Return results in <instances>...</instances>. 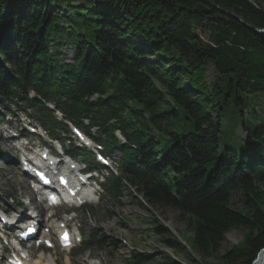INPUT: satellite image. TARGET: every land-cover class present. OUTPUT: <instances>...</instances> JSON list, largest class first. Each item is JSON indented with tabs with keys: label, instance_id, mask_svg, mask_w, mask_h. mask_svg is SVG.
Returning a JSON list of instances; mask_svg holds the SVG:
<instances>
[{
	"label": "trees",
	"instance_id": "trees-1",
	"mask_svg": "<svg viewBox=\"0 0 264 264\" xmlns=\"http://www.w3.org/2000/svg\"><path fill=\"white\" fill-rule=\"evenodd\" d=\"M262 29L264 0H0V101H24L44 126L57 125L44 102L96 126L120 166L102 184L106 197L120 203L129 185L186 217L192 253L252 264L264 248V107L254 108L264 96ZM234 229L243 238L219 255ZM151 257L133 251L128 264Z\"/></svg>",
	"mask_w": 264,
	"mask_h": 264
},
{
	"label": "rangeland",
	"instance_id": "rangeland-1",
	"mask_svg": "<svg viewBox=\"0 0 264 264\" xmlns=\"http://www.w3.org/2000/svg\"><path fill=\"white\" fill-rule=\"evenodd\" d=\"M66 53L64 61H71L70 51ZM214 74L212 65L208 64L206 80L210 81ZM259 106L264 107V96L262 95L254 97L255 110H258ZM0 110L2 111V109ZM19 111V109H13L12 113L6 112L4 115L13 130L23 127L22 123H18ZM20 117L21 120H24L23 116ZM4 128L6 127H0V195L11 196L13 203L19 202L20 197L26 201L25 198L29 197L27 185L19 175L15 163L2 162L7 157L9 160L14 157L12 148L6 145L8 139L5 138L7 132ZM237 134L243 136L239 130ZM114 159L110 157L113 170L115 168ZM101 175L106 176L107 171L102 170ZM260 187L264 190V185L261 184ZM97 188H99V193L102 192L99 186ZM97 196L99 195H96V198ZM241 202L242 193L236 190L231 196V206L238 209ZM5 209L10 210V207L7 205ZM57 211L59 216H69V213L64 214L61 210ZM76 215L81 226L83 242L89 235H93L97 240L103 242H100L101 248L93 246L76 254H73L74 250L65 252L58 249H43L45 253L54 257L55 264H66L67 258L71 264H128L130 253L133 251L151 254V261L146 264H192L189 259L198 264H200V260L206 264H217L218 262L214 256L204 258L190 251L188 239L192 236V228L186 217H180L178 211L169 206L153 207L148 205L135 188L130 186L123 188L120 203L111 199H98V202L78 209ZM157 226L164 229L161 234L154 231ZM243 236L244 231L242 230L229 231L217 253L222 255L229 251L241 241ZM165 239L176 240L183 246L184 251L169 248ZM81 246L82 244L79 248ZM39 253H41L40 249L35 251V254ZM45 253L44 255L49 256Z\"/></svg>",
	"mask_w": 264,
	"mask_h": 264
},
{
	"label": "bare ground",
	"instance_id": "bare-ground-1",
	"mask_svg": "<svg viewBox=\"0 0 264 264\" xmlns=\"http://www.w3.org/2000/svg\"><path fill=\"white\" fill-rule=\"evenodd\" d=\"M83 196H87V194H85V195H82L81 197H83ZM51 225V224H50ZM53 227L54 226H56V225H52ZM67 250V249H66ZM48 260L52 263L53 262V260H52V258L50 257V256H46V255H44V253L43 254H41V255H38L35 259H31V261L30 262H28V264H40L42 261L45 263V264H48ZM66 261H67V264H69V261H68V259H66ZM42 262V263H43ZM264 262V251H262V252H260L259 254H258V256L256 257V259H255V261H254V263L253 264H262Z\"/></svg>",
	"mask_w": 264,
	"mask_h": 264
},
{
	"label": "water",
	"instance_id": "water-1",
	"mask_svg": "<svg viewBox=\"0 0 264 264\" xmlns=\"http://www.w3.org/2000/svg\"><path fill=\"white\" fill-rule=\"evenodd\" d=\"M245 26H247V27H249V25H247V24H245V23H243ZM258 33H264V29H262V30H256ZM262 251H264V248H262L258 253H257V255H256V257L258 256V254L260 253V252H262ZM256 259V258H255ZM255 259L253 260V262H252V264L254 263V261H255ZM263 264H264V262H263Z\"/></svg>",
	"mask_w": 264,
	"mask_h": 264
}]
</instances>
